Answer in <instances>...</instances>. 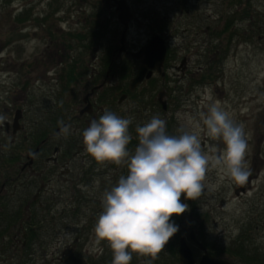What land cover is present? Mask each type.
<instances>
[{"label": "flooded vegetation", "instance_id": "1", "mask_svg": "<svg viewBox=\"0 0 264 264\" xmlns=\"http://www.w3.org/2000/svg\"><path fill=\"white\" fill-rule=\"evenodd\" d=\"M243 1L245 2V0H111L108 7H105L103 0V7L107 12H111V20L116 22V28L119 30L118 44L111 51L102 79L99 78L103 70V60L97 58L94 62L95 66L90 69L88 76L94 84L82 94L80 104L73 113L65 110V94L69 93V87L76 83V80H82V76L76 72L77 67L81 68L82 61L73 57L65 61V48L50 50L49 61L52 60L51 57L55 58L54 62L57 68H60V74L49 77L50 80L40 85L34 86L35 81H32L29 87L41 89L48 85L56 86L61 91L62 106L50 102L45 108L41 106L42 104L36 103L31 108L12 107L13 101L12 114L9 118L5 117L4 122L0 124L2 133L0 143L2 138L10 136L6 143L0 144V149H4L0 150V264H65V255H72L85 264H111L113 257L108 246L103 244L104 251L98 254L93 252L91 244L93 228L102 211L100 196L103 198L105 191L110 190L118 182V165L97 163L84 151L82 132L92 120H98L101 111H104L103 106H97L94 98L99 94L106 95L105 100L111 98V93L107 91L109 87L107 81L113 77L112 71L117 56L126 57L132 63L130 68L134 69L135 73L141 57L135 58L131 53L136 52L152 34L163 38L165 55L160 73L151 70V77L156 74L164 83L167 72L174 70L177 81L187 78L193 88L198 86L203 88L204 85L212 84L214 86V83L216 84L214 81L222 77L227 57L245 36V29L241 28L245 19ZM119 3L126 7L129 15L121 51H118L119 35L123 26L119 23ZM133 24L143 26L145 33L143 42L135 49L129 48L127 44V33ZM220 37H223L222 40ZM256 37L264 42L261 35L258 34ZM172 39L177 40L176 49L179 52L178 56H175L178 57L177 60L170 55ZM215 40L220 41L215 43ZM70 68L76 79L73 80L74 83L68 77ZM127 83L125 88L128 91ZM135 89L128 92H134ZM159 91L163 92L164 108L156 98L155 105L159 108L162 119L166 120L165 114L173 101L172 93L163 88ZM88 93L83 102L82 98ZM50 94L51 92L45 94L47 101H51ZM127 94L121 92L116 102L119 104L127 98ZM120 97L122 98L118 101ZM83 108L84 111L80 113ZM30 110L37 119L28 127L24 123V118L29 115ZM45 116H48L49 120L45 126L40 127L39 124H42ZM130 117L132 131L129 133L132 139L127 150L134 152L138 146V138L133 127L139 119L135 115ZM73 120L75 126L71 127L69 134H63L58 121L71 126ZM20 132H24L23 137L30 138L31 142L24 153L20 150V143L18 145L12 143V138ZM240 191H244V188ZM73 202L74 207H70ZM259 202L261 203L260 200ZM83 204L85 207L78 208ZM88 204L96 207H88ZM260 213L258 219L252 222L247 219L243 222L239 233L238 255L212 256L206 247L202 246L213 259H222L228 264H264V209H260ZM182 221L183 217L178 230L186 233L187 237L188 227L183 226ZM250 224L255 230L251 234ZM192 229L198 240V228L195 226ZM193 247L198 251V258L193 257L194 264H197L202 250L195 245ZM148 260L150 264H166L161 262L160 258L153 260L148 257ZM148 262L142 259L134 263L132 259L130 264ZM173 262L180 264L177 257Z\"/></svg>", "mask_w": 264, "mask_h": 264}, {"label": "rangeland", "instance_id": "2", "mask_svg": "<svg viewBox=\"0 0 264 264\" xmlns=\"http://www.w3.org/2000/svg\"><path fill=\"white\" fill-rule=\"evenodd\" d=\"M243 4L245 19L241 28L245 29V36L227 57L222 77L214 81L217 85L214 83V86L212 84L193 88L187 78L177 81L175 71L169 70L164 83L158 75L153 74L150 79L139 84L134 92H128L125 86L134 69L131 70L132 63L126 57L117 56L113 77L107 81V91L111 93V98L105 100L104 94L94 98L97 106H103L104 110L112 111L122 118L137 116L139 122H136L134 129L142 121L148 122L154 115L162 118L155 105L156 94L162 88L170 90L173 99L165 114L169 134H179L177 128L189 127L187 116L206 111V105L214 101H219L231 113L236 123L244 125L248 140L246 161L251 172L248 181L243 185H230L227 180L221 179L217 170L210 169L200 197L196 200L184 199L188 210L182 215L183 226H196L198 240L212 256L218 257L238 255L239 233L243 222L247 219L251 222L258 219L261 216L260 209H264V142H260L264 140V42L256 37L259 34L264 38V0H245ZM116 27V22L111 20V12L103 7V0H0V115L4 113L2 116L10 117L13 101L12 107L31 108L36 103L45 108L50 102L62 106L61 91L56 86L48 85L41 89L29 87L32 81H35L36 86L50 80L49 77L60 74V68L54 62L55 58L51 57L52 60L49 61L48 57L50 50L54 48H65V61L69 57L82 61L81 68H76L82 80H76L72 75L73 67L70 68V81L74 83L76 80V83L65 94V110L73 113L80 104L82 94L94 84L88 76L97 58L103 60L99 79L103 77L111 51L118 44L119 30ZM143 30V26H131L127 33L129 48L135 49L143 42ZM222 38L220 37L221 40ZM176 43L177 40L172 39L170 47V55L175 60L178 58L175 56L179 54ZM58 53L60 55V51ZM49 92L51 101L45 98V94ZM121 92L128 93V96L118 104L116 100ZM54 97L57 98L53 100ZM103 113L102 110L101 115ZM35 119L37 118L30 110L24 123L30 127ZM48 120V116H45L39 126H45ZM71 122V127H74V120ZM131 131L129 126V132ZM23 134L24 132L17 133L12 138L13 144L20 143L22 153L31 144L30 138H24ZM1 135L0 130V138ZM9 138L10 136L2 138L0 144L3 145ZM209 144L223 147L219 142L202 137V147L206 149ZM129 153L134 154L132 151ZM117 171L118 179L121 175L126 176L127 162L119 164ZM241 188L244 191H240ZM100 198L102 201V196ZM70 207H74V202ZM80 207L85 206L83 204L78 208ZM88 207L96 206L88 204ZM171 222L178 225V216L171 217ZM249 228V234L255 231L251 224ZM179 236L185 237L193 257L197 259L198 251L187 240L186 233L179 230L168 241L173 240V250L175 251ZM167 244L157 254L156 259L160 258L166 264H175L173 260L176 253L167 250ZM132 259L134 263L142 259L149 261L148 257L135 254Z\"/></svg>", "mask_w": 264, "mask_h": 264}, {"label": "clouds", "instance_id": "3", "mask_svg": "<svg viewBox=\"0 0 264 264\" xmlns=\"http://www.w3.org/2000/svg\"><path fill=\"white\" fill-rule=\"evenodd\" d=\"M206 108L195 116L189 114V127L177 128L179 134H169L166 120L158 115L137 125L134 154L127 150L132 139L131 117L122 118L105 109L83 130L84 151L93 161L127 162L128 168V174L121 175L103 194L102 211L93 228V252L102 254L106 244L112 252L111 264H130L133 254L154 260L178 231L171 217L188 210L181 197L198 199L210 169L217 170L230 185L248 181L251 172L244 125L236 123L219 101L208 103ZM4 119L0 115V124ZM58 124L63 134L70 133V125ZM202 137L223 147L209 144L205 149Z\"/></svg>", "mask_w": 264, "mask_h": 264}, {"label": "water", "instance_id": "4", "mask_svg": "<svg viewBox=\"0 0 264 264\" xmlns=\"http://www.w3.org/2000/svg\"><path fill=\"white\" fill-rule=\"evenodd\" d=\"M111 0H104L105 7H108V2ZM119 10V23L123 26L120 35H119V43L120 46L118 51L123 49L124 35L126 31L127 21L129 19L128 12L126 7L122 4H118ZM131 55L135 58H140V64L137 66L135 73L131 78H129L127 83V89L132 91L142 80L149 79L151 77V70H155L156 73H160V68L162 65V61L165 55V45L164 40L157 34H152L144 44L136 51L131 53ZM163 92L159 91L156 95L157 101L160 103L161 107L164 108V101L162 99ZM89 95L86 94L82 101L84 102ZM122 97L119 98L118 101L121 100ZM89 105V104H87ZM85 105V107L87 106ZM84 107V108H85ZM84 108L80 110V113L84 111ZM16 117L14 118V120ZM181 203H184V197H181ZM182 214L179 215V220L181 221ZM180 226V223H179ZM187 237L189 241L192 242L193 245L197 246L200 250H202V254L197 261V264H228L226 261L222 259H213L209 252L205 250V248L199 243V241L195 238L192 228H187ZM176 254L177 259L180 264H194V259L192 257V252L189 245L186 243L183 236H180L177 239L176 245ZM65 264H85L82 260L73 258L72 255H65Z\"/></svg>", "mask_w": 264, "mask_h": 264}, {"label": "trees", "instance_id": "5", "mask_svg": "<svg viewBox=\"0 0 264 264\" xmlns=\"http://www.w3.org/2000/svg\"><path fill=\"white\" fill-rule=\"evenodd\" d=\"M71 79H72V77L69 76V80H71ZM72 97H74V96H72ZM204 245H206V244H204ZM175 249H176V247H175ZM167 250H169L173 254L176 253V251L173 250V240L170 241V242H168V244H167Z\"/></svg>", "mask_w": 264, "mask_h": 264}, {"label": "bare ground", "instance_id": "6", "mask_svg": "<svg viewBox=\"0 0 264 264\" xmlns=\"http://www.w3.org/2000/svg\"><path fill=\"white\" fill-rule=\"evenodd\" d=\"M199 87V86H198Z\"/></svg>", "mask_w": 264, "mask_h": 264}]
</instances>
